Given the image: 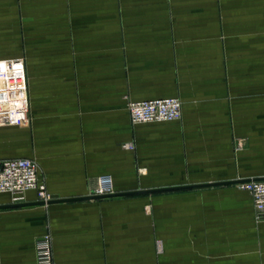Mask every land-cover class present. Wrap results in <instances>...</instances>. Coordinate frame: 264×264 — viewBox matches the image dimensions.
<instances>
[{"label": "crops", "instance_id": "0c3cea01", "mask_svg": "<svg viewBox=\"0 0 264 264\" xmlns=\"http://www.w3.org/2000/svg\"><path fill=\"white\" fill-rule=\"evenodd\" d=\"M171 4L169 21L163 0H0V60L24 61L30 118L26 155L0 134V159L34 158L60 199L102 176L116 193L263 178L264 0ZM125 98H178L181 119L132 125ZM236 185L2 209L0 264H36L45 235L53 264H264Z\"/></svg>", "mask_w": 264, "mask_h": 264}, {"label": "built area", "instance_id": "2783aa9c", "mask_svg": "<svg viewBox=\"0 0 264 264\" xmlns=\"http://www.w3.org/2000/svg\"><path fill=\"white\" fill-rule=\"evenodd\" d=\"M126 109L132 125L175 122L182 116V103L178 98L128 101ZM29 122V92L24 61L0 60V124L23 127ZM124 147L133 149L132 144H124ZM39 171V164L34 158L0 159V196L8 197L7 205L27 203L30 192L34 193L35 201L47 202L52 199ZM236 186L250 195L256 220L264 221V181L239 183ZM112 193V179L102 176L91 195ZM35 258L36 264H53L48 235L36 240Z\"/></svg>", "mask_w": 264, "mask_h": 264}, {"label": "rangeland", "instance_id": "374dc122", "mask_svg": "<svg viewBox=\"0 0 264 264\" xmlns=\"http://www.w3.org/2000/svg\"><path fill=\"white\" fill-rule=\"evenodd\" d=\"M163 12L167 13L168 15V19L170 21L171 19V14H172V4H171V0H163ZM260 58H259V64H258V70H259V80H260V87H264V62L262 61L264 58V49L260 50ZM263 63V64H261ZM26 76H27V70H26ZM248 76V74H245V71H243V79ZM27 83H28V79H27ZM262 84V85H261ZM215 89L217 88H221V85L219 84H213L212 87ZM126 101H130V99L125 98ZM215 105V104H214ZM215 108H217L220 112H222V107H220V105H215ZM259 112L256 114V119L260 122V127L262 125V127H264V106H260L259 107ZM216 109V110H217ZM26 126L23 127H18V126H14L11 124H0V134L2 135V143H3V148H7L8 149H16V153L20 154V155H26L27 153V131H26ZM258 137H259V148L262 146V150L264 152V128H259L258 129ZM237 145L239 144L238 141H236ZM240 145V144H239ZM243 145V144H242ZM97 186H98V181H97ZM96 186V187H97ZM113 187V184H112ZM238 188V187H237ZM238 190H241L238 188ZM243 191V190H241ZM91 195V194H89ZM153 196L154 195H150L147 196V213H148V219L149 221L153 220V216H154V205H153Z\"/></svg>", "mask_w": 264, "mask_h": 264}, {"label": "water", "instance_id": "95a60500", "mask_svg": "<svg viewBox=\"0 0 264 264\" xmlns=\"http://www.w3.org/2000/svg\"><path fill=\"white\" fill-rule=\"evenodd\" d=\"M251 181H264V177L237 180V181H228V182H215V183L198 184V185L177 186V187H170V188L137 190V191H130V192H120V193L114 192L108 195H87V196H82V197L62 198V199L58 198L57 196H52V199L47 202L35 201V202H27V203L17 204V205H5V206H0V210L15 209V208H22V207H30V206H46L52 203H66V202H75V201H84V200H97V199H104V198L136 196V195L153 194V193H160V192L181 191V190L197 189V188L210 187V186L236 185L239 183H245V182H251Z\"/></svg>", "mask_w": 264, "mask_h": 264}]
</instances>
